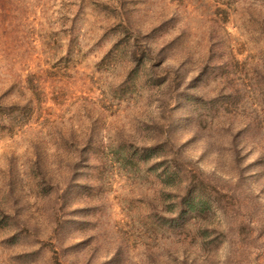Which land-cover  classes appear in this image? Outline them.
Wrapping results in <instances>:
<instances>
[{
    "label": "rangeland",
    "instance_id": "rangeland-1",
    "mask_svg": "<svg viewBox=\"0 0 264 264\" xmlns=\"http://www.w3.org/2000/svg\"><path fill=\"white\" fill-rule=\"evenodd\" d=\"M22 3L0 264H264V0Z\"/></svg>",
    "mask_w": 264,
    "mask_h": 264
},
{
    "label": "trees",
    "instance_id": "trees-1",
    "mask_svg": "<svg viewBox=\"0 0 264 264\" xmlns=\"http://www.w3.org/2000/svg\"><path fill=\"white\" fill-rule=\"evenodd\" d=\"M23 0H0V10H21L24 4ZM191 207L195 205L191 204Z\"/></svg>",
    "mask_w": 264,
    "mask_h": 264
}]
</instances>
